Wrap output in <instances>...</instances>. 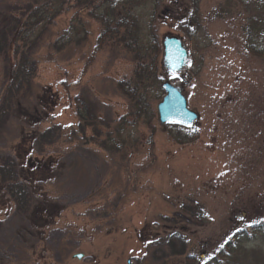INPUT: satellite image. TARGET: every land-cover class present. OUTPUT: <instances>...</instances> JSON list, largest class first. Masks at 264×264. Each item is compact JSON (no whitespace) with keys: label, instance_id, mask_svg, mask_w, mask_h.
Here are the masks:
<instances>
[{"label":"rangeland","instance_id":"374dc122","mask_svg":"<svg viewBox=\"0 0 264 264\" xmlns=\"http://www.w3.org/2000/svg\"><path fill=\"white\" fill-rule=\"evenodd\" d=\"M31 1L0 0V32L14 42L9 58L0 57V91L8 61L16 63L31 40L41 38L33 47H41L42 60L68 61L76 53L92 58L89 70L95 72L82 83L80 103L93 124L55 130L67 150L52 155L50 179L31 183L24 219L0 185V264H264V56L249 53L244 32L245 9L252 12L257 0H93L92 15L83 17L82 7L67 0L58 15L31 26L27 42L17 40L26 25L13 40L17 21L10 17L26 18L22 9ZM104 11L130 12L134 50L123 51L117 67L118 42L108 52L90 48L92 21ZM185 24L195 33L188 36ZM62 35L69 41H59V50L52 41ZM166 35L179 37L188 51L187 66L175 75L162 66ZM135 51L153 69L139 89L151 119L135 116L129 99L116 109L110 103L119 95L112 74L129 72ZM167 81L182 87L188 108L197 113L190 127L159 123L156 105ZM60 88L54 116L66 106ZM32 90L22 88L13 100L0 151L14 130L31 128L42 112ZM39 150L35 143L33 151ZM143 191L148 225L138 232L118 218L116 206ZM45 203L58 205L53 223L36 214ZM172 229L185 238L182 255H172L163 242Z\"/></svg>","mask_w":264,"mask_h":264},{"label":"trees","instance_id":"16d2710c","mask_svg":"<svg viewBox=\"0 0 264 264\" xmlns=\"http://www.w3.org/2000/svg\"><path fill=\"white\" fill-rule=\"evenodd\" d=\"M66 2L67 0H33L28 3L21 13L22 15L26 13V18L10 17V20L14 19L17 21L13 40L14 35L19 33L17 32L19 27L26 25L28 31L24 30L25 33L20 38L17 39L15 37V39L24 43L27 42L32 36L31 26L58 15ZM74 2L75 7H82L80 8L82 17L92 15L93 0H74ZM86 9L90 10L86 13L84 12ZM245 13H249V17L247 16L248 18H246L248 23L244 26L247 49L249 53L255 56H264V0H257L253 5V11L249 12L245 9ZM129 14L130 12L120 15V13L115 14L114 11H104L101 14H96L91 24L95 33L94 38L91 40L90 48L94 53L98 51V54L104 46L107 47L108 52L109 48L116 42L121 45L120 51H118L119 54L114 58L115 60L112 64L115 67H117V62L123 61L122 58L124 57L121 56L123 51L132 53L134 50L133 44L130 42L131 39H128L133 30H130L131 26H128L127 17ZM252 15H254V19L251 20ZM190 19L191 22L189 23L199 29L196 19L193 17H190ZM182 27L188 36L195 33V31L190 29L189 24H185ZM121 29L123 31L120 32ZM137 33V29H134L133 34ZM54 38L52 44L59 50L62 49V45L58 43L59 41H63L64 44L69 41V39H65L64 35L55 36ZM80 39L85 42L88 37L83 36ZM34 41H41V38L39 40H31L29 48L21 52L16 63L11 65L10 61L7 60L9 65L3 71L4 81L1 80L0 91V134L5 128L3 127L5 120L7 122L11 118L10 111L13 110V100L22 88H32L36 101L43 108L42 112H38L37 118H32L33 126L29 129L18 127L17 130H14V133L10 134L8 144H6L7 148H3L0 151V185L5 188V193L7 194L5 198L12 200L15 205V213L21 219H24L28 211L31 185L37 181L50 179L52 175L51 164L55 159L52 155L61 157L68 146V142L63 137L59 138L61 135L58 136L55 130L69 125L82 124L83 126H91L93 124L85 104L83 106L80 103L82 83L85 77L91 74V71L95 72V70H89L91 66H94V63H91L92 58L80 57V53H76L69 58V60L71 59L70 63L69 60H42L40 58L42 54L40 53L41 47L35 50L33 47ZM13 43L12 39H8L4 31L0 32L1 58H9L8 52ZM65 62H67L68 67L65 66ZM130 62L132 63L129 72L124 73L123 71L112 74L120 96H112L110 103L112 108L116 109L121 102L129 99V101L133 102L135 116L144 114L148 119H151L153 112L151 113L147 108L144 96L139 92V89L144 77L147 76L149 70L152 72L153 69L140 62L136 51ZM116 69H113V71ZM107 71H109V68ZM60 87L65 90L66 106L61 109L58 115L54 116L52 115L53 111L59 106V101L61 100ZM35 123H38L39 126L37 127ZM163 125L184 128L175 123H165ZM35 126L36 128H34ZM184 137L187 138V135H184L182 139H185ZM35 143L40 146V150L37 152L33 151ZM145 195L146 192L144 191L132 195L129 194L127 199H121V202L116 206L118 218L124 219L127 227L138 232H143L148 225L142 215L143 212L145 213ZM0 202L2 204L1 197ZM58 211V205L45 203V205L37 208L36 214L37 216L39 215L40 219H47V221L53 223L58 216ZM163 242L169 247L172 255H182L185 252V238L175 229L171 230ZM0 257H2L1 254Z\"/></svg>","mask_w":264,"mask_h":264},{"label":"water","instance_id":"95a60500","mask_svg":"<svg viewBox=\"0 0 264 264\" xmlns=\"http://www.w3.org/2000/svg\"><path fill=\"white\" fill-rule=\"evenodd\" d=\"M162 50V66L168 75H175L187 66L188 51L179 37L164 36ZM161 88L164 95L156 105L159 123H175L190 127L197 120L198 115L188 108L182 87L167 81L161 84ZM76 257L80 258L81 254H77Z\"/></svg>","mask_w":264,"mask_h":264}]
</instances>
